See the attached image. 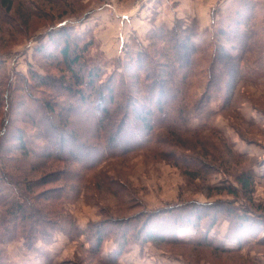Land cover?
I'll use <instances>...</instances> for the list:
<instances>
[{
	"label": "rangeland",
	"instance_id": "rangeland-1",
	"mask_svg": "<svg viewBox=\"0 0 264 264\" xmlns=\"http://www.w3.org/2000/svg\"><path fill=\"white\" fill-rule=\"evenodd\" d=\"M236 1L10 0L9 11L0 4L1 77L29 78L32 71L58 78L62 71L47 66L45 50H37L63 23L72 34L92 41L86 58L101 54L104 79L113 70L121 71L126 48L134 41L131 51L149 50L158 81L170 83L167 59L147 38L150 29L160 27L171 32L182 60L192 64L184 127L161 130V143L152 148L106 158L84 176L77 196L49 208L51 216L68 215L76 227L86 229L106 218L120 222L158 209L182 216L188 213L186 208L199 204L214 206L211 214L218 207L233 208L240 217L246 212L254 221L247 224L252 233L245 234L246 241L241 238L244 243L235 250L237 242L226 233H243L236 230L241 220L232 223L235 216L221 211L210 236L235 251L147 242L131 244L118 264H264V0H247L253 3V15L252 36L245 43L243 28L235 31L227 25ZM174 25L179 26L175 35ZM123 68L132 74L131 67ZM251 173L249 187L238 190L237 178ZM42 174L31 177L39 179ZM229 186L238 190L236 197L226 193ZM113 187L120 191L114 193ZM177 232L184 241L193 235L188 226ZM111 240L105 241L104 257L114 247ZM87 246L85 237L70 241L59 233L47 243H34L35 251L10 239L1 244L11 264H98L97 256L83 249Z\"/></svg>",
	"mask_w": 264,
	"mask_h": 264
},
{
	"label": "trees",
	"instance_id": "trees-1",
	"mask_svg": "<svg viewBox=\"0 0 264 264\" xmlns=\"http://www.w3.org/2000/svg\"><path fill=\"white\" fill-rule=\"evenodd\" d=\"M0 4L10 10V0H0ZM252 15L253 3L239 0L227 17L232 29L243 28V43L252 36ZM64 24L37 50H45L41 57L47 66L62 71L58 78L32 71H28L29 78L18 74L13 79L0 76V264H11L1 248L4 240L35 251L34 243H47L56 233L70 241L85 237L88 246L83 249L97 256L98 264H118L131 244L147 242L204 245L220 252L240 248L241 238L252 233L248 222L254 221L246 212L240 217L233 208L218 207L211 214L214 206L196 204L186 208L188 213L182 216H172L171 209H158L120 222L106 218L89 223L86 229L76 227L68 215L51 216L49 208L77 196L84 176L106 158L152 148L161 143V130L184 127L188 109L185 88L192 74V64L182 60L171 32L160 27L150 29L147 38L155 52L167 59L168 65L164 66L172 77L170 83L158 81L157 64L149 50L131 51L134 41L126 48L121 71L113 70L104 79L103 63L98 60L101 54L86 58L92 41L72 34ZM178 30L179 26L174 25L172 33L178 34ZM123 65L131 67L132 74ZM38 171L44 174L33 179L31 176ZM252 179L253 173L238 177L237 189L244 191ZM38 189L43 191L34 194ZM237 189L229 186L225 190L236 197ZM111 190L120 191L117 187ZM221 211L235 216L232 223L241 220L236 230L243 233H226L229 240L237 242L235 250L217 244L210 236ZM206 218H210L207 225ZM187 226L193 235L184 241L177 230ZM109 238L114 247L104 257L101 251Z\"/></svg>",
	"mask_w": 264,
	"mask_h": 264
},
{
	"label": "crops",
	"instance_id": "crops-1",
	"mask_svg": "<svg viewBox=\"0 0 264 264\" xmlns=\"http://www.w3.org/2000/svg\"><path fill=\"white\" fill-rule=\"evenodd\" d=\"M133 248V247H132Z\"/></svg>",
	"mask_w": 264,
	"mask_h": 264
}]
</instances>
